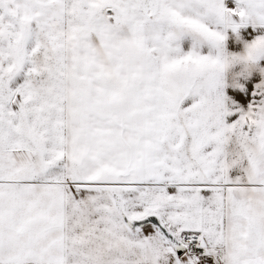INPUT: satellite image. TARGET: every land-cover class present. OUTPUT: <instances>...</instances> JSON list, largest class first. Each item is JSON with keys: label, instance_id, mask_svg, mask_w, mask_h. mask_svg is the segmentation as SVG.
<instances>
[{"label": "snow or ice", "instance_id": "snow-or-ice-1", "mask_svg": "<svg viewBox=\"0 0 264 264\" xmlns=\"http://www.w3.org/2000/svg\"><path fill=\"white\" fill-rule=\"evenodd\" d=\"M0 264H264V0H0Z\"/></svg>", "mask_w": 264, "mask_h": 264}]
</instances>
